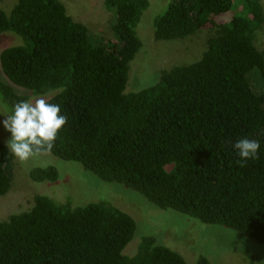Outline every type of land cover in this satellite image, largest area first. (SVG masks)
<instances>
[{
    "label": "trees",
    "instance_id": "obj_1",
    "mask_svg": "<svg viewBox=\"0 0 264 264\" xmlns=\"http://www.w3.org/2000/svg\"><path fill=\"white\" fill-rule=\"evenodd\" d=\"M148 0H103L113 38L94 35L60 0H16L0 9V33L22 39L0 52L9 83L0 96L11 111L30 94L56 90L47 101L67 116L50 153L76 161L100 180L136 190L161 209L235 230L264 244V24L262 0H170L153 18L157 40L185 38L223 15L216 41L186 65L125 91L130 62L142 47L136 27ZM12 85H11V84ZM261 147L238 163L234 143ZM13 155L0 140V196L11 186ZM35 182L58 179L55 166L35 167ZM0 220V264H190L136 230L131 215L105 202L71 206L43 194ZM193 264H212L200 255Z\"/></svg>",
    "mask_w": 264,
    "mask_h": 264
},
{
    "label": "rangeland",
    "instance_id": "obj_2",
    "mask_svg": "<svg viewBox=\"0 0 264 264\" xmlns=\"http://www.w3.org/2000/svg\"><path fill=\"white\" fill-rule=\"evenodd\" d=\"M66 12L78 22L85 24L94 34L106 39L113 38L110 24L111 12L103 8V0H60ZM16 0H0V9L9 11ZM136 27L142 47L130 62L125 91H136L155 83L161 70L175 65H186L198 60L208 46L216 41L214 24L226 16L210 18L209 24L185 38L157 40L153 33V18L165 10L170 0H148ZM264 13V0H262ZM22 43L13 32L0 33L2 49ZM256 45L264 49V24L258 31ZM0 80L9 83L0 66ZM11 84V83H10ZM12 85V84H11ZM18 94H28V100H48L56 90L43 94H30L24 88L13 86ZM0 112H10L9 106L0 96ZM3 117H0L2 119ZM9 134L0 127V140L5 143ZM55 166L58 179L54 182H35L29 172L35 167ZM11 186L0 196V220L19 212L18 207L34 195L43 194L55 201H68L71 206L89 202H108L125 211L136 222V230L123 253L132 256L141 237L153 235L157 242L168 246L183 256L190 264L200 255L212 264H264V244H258L243 234L216 224L204 223L172 209H161L147 200L141 193L116 182H105L85 170L76 161L63 160L50 152L20 161L13 156L9 166Z\"/></svg>",
    "mask_w": 264,
    "mask_h": 264
},
{
    "label": "clouds",
    "instance_id": "obj_3",
    "mask_svg": "<svg viewBox=\"0 0 264 264\" xmlns=\"http://www.w3.org/2000/svg\"><path fill=\"white\" fill-rule=\"evenodd\" d=\"M0 127L9 134L5 141L6 149L20 161H25L43 152L50 151L67 116L62 114L61 106L49 103L44 98L22 100L12 105L8 113L0 112ZM260 143L244 137L237 140L233 148L238 163L255 160L259 156Z\"/></svg>",
    "mask_w": 264,
    "mask_h": 264
}]
</instances>
